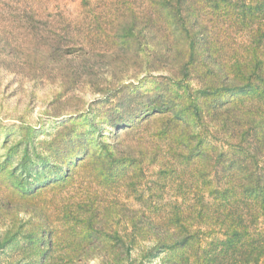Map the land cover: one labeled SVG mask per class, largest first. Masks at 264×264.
Listing matches in <instances>:
<instances>
[{
  "label": "rangeland",
  "instance_id": "374dc122",
  "mask_svg": "<svg viewBox=\"0 0 264 264\" xmlns=\"http://www.w3.org/2000/svg\"><path fill=\"white\" fill-rule=\"evenodd\" d=\"M254 53L264 0H0V264H256L209 196L264 131Z\"/></svg>",
  "mask_w": 264,
  "mask_h": 264
},
{
  "label": "trees",
  "instance_id": "16d2710c",
  "mask_svg": "<svg viewBox=\"0 0 264 264\" xmlns=\"http://www.w3.org/2000/svg\"><path fill=\"white\" fill-rule=\"evenodd\" d=\"M194 43V42H193ZM191 44V48L193 46ZM245 81L247 82L246 87H255L250 89L252 91L264 90V60L258 53L257 57L255 53L252 55L251 65L244 68ZM255 138L253 144H246V140L243 141V145L240 150L247 154V158L239 163V169L242 173L239 186L240 191H210L209 196L215 205V201L223 200L228 201L231 196H242L249 204L252 205L254 210V220L256 223L264 225V131L257 130L253 133ZM246 157V155H245ZM233 169V168H232ZM230 203H225L221 209V215L225 223H242V217L237 214L230 206ZM218 209V208H217ZM260 222V223H259ZM264 230V229H263ZM228 236V235H227ZM227 247L234 248L236 245L235 241H230V237H227ZM186 246V245H185ZM172 253L178 252L175 246L168 247ZM261 253L256 258V264H264V243L261 244ZM179 264H183V260H178ZM181 262V263H180Z\"/></svg>",
  "mask_w": 264,
  "mask_h": 264
}]
</instances>
